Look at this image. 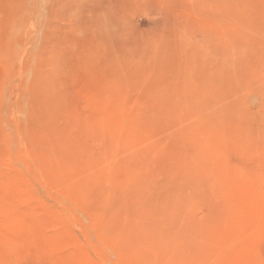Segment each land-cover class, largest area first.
<instances>
[{"label":"rangeland","instance_id":"rangeland-1","mask_svg":"<svg viewBox=\"0 0 264 264\" xmlns=\"http://www.w3.org/2000/svg\"><path fill=\"white\" fill-rule=\"evenodd\" d=\"M0 264H264V0H0Z\"/></svg>","mask_w":264,"mask_h":264}]
</instances>
